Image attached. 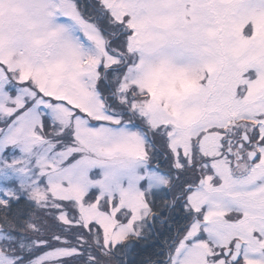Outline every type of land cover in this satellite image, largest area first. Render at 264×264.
Listing matches in <instances>:
<instances>
[{
  "label": "snow or ice",
  "instance_id": "snow-or-ice-1",
  "mask_svg": "<svg viewBox=\"0 0 264 264\" xmlns=\"http://www.w3.org/2000/svg\"><path fill=\"white\" fill-rule=\"evenodd\" d=\"M0 264H264V0H0Z\"/></svg>",
  "mask_w": 264,
  "mask_h": 264
}]
</instances>
